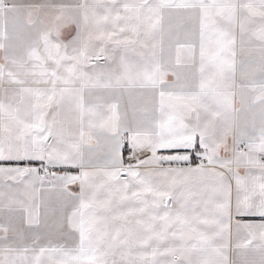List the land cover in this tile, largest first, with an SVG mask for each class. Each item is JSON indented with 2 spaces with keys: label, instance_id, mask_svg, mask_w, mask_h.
<instances>
[{
  "label": "snow or ice",
  "instance_id": "snow-or-ice-1",
  "mask_svg": "<svg viewBox=\"0 0 264 264\" xmlns=\"http://www.w3.org/2000/svg\"><path fill=\"white\" fill-rule=\"evenodd\" d=\"M0 264H264V0H0Z\"/></svg>",
  "mask_w": 264,
  "mask_h": 264
},
{
  "label": "crops",
  "instance_id": "crops-1",
  "mask_svg": "<svg viewBox=\"0 0 264 264\" xmlns=\"http://www.w3.org/2000/svg\"><path fill=\"white\" fill-rule=\"evenodd\" d=\"M165 31L162 40L158 38V49H157V54L158 55H164L167 56L169 49H171V54H172V62L175 65L176 69L178 70V73L183 75L185 74V70L187 65L183 62V59H181L180 63H177L176 61V56H177V50H180L181 52L183 51L184 45L182 43H178L177 41H184L185 35L183 31L181 30V24L182 21L179 20L178 18H173L171 21H165ZM161 47L163 48V52H161ZM246 57H242L237 54V69H238V75L237 79H239V69H240V61L242 59H245ZM166 83H175L177 82V76L173 74H169L166 77ZM141 90H133V95L129 97L128 95H125L122 97L120 102L117 104V113L122 119H126L128 122L133 121V119H141L144 117H147L149 115V112L147 111L148 109V98L147 97H141L139 95V92ZM157 102L159 100V94L157 93ZM115 103V101H114ZM236 109H240L241 105L239 103V99L237 98L236 104H235ZM241 118H243L241 116ZM88 147H91L95 150H98L101 155L103 152L106 150V142L101 139L97 141L96 139H93L92 143L88 145ZM183 149H160L158 154L159 155H174L177 152H183ZM129 153V149L127 147V144H125V147L123 149V155L125 159H127ZM37 164L39 162H36ZM55 198H52V203L54 204ZM40 211L43 213L45 211L44 208H41ZM56 220L57 217L54 213L49 211V217H48V223L51 227L56 226ZM25 226L27 224L25 223ZM229 258H232V254H229Z\"/></svg>",
  "mask_w": 264,
  "mask_h": 264
}]
</instances>
